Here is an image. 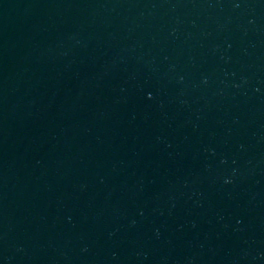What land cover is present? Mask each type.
Returning <instances> with one entry per match:
<instances>
[{"label":"water","instance_id":"1","mask_svg":"<svg viewBox=\"0 0 264 264\" xmlns=\"http://www.w3.org/2000/svg\"><path fill=\"white\" fill-rule=\"evenodd\" d=\"M0 264H264V0H0Z\"/></svg>","mask_w":264,"mask_h":264}]
</instances>
